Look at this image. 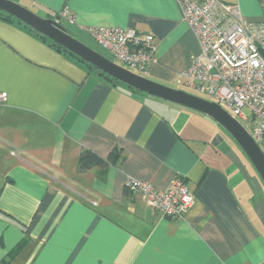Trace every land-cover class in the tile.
Segmentation results:
<instances>
[{
	"label": "crops",
	"instance_id": "obj_1",
	"mask_svg": "<svg viewBox=\"0 0 264 264\" xmlns=\"http://www.w3.org/2000/svg\"><path fill=\"white\" fill-rule=\"evenodd\" d=\"M21 1L43 18L67 9L79 30L152 35L147 78L169 87L199 55L175 0ZM220 1L264 19V0ZM89 66L0 20V264H264V185L219 125ZM114 149L115 164L78 168L82 151ZM176 176L194 199L182 218L127 188Z\"/></svg>",
	"mask_w": 264,
	"mask_h": 264
},
{
	"label": "built area",
	"instance_id": "obj_2",
	"mask_svg": "<svg viewBox=\"0 0 264 264\" xmlns=\"http://www.w3.org/2000/svg\"><path fill=\"white\" fill-rule=\"evenodd\" d=\"M175 2L199 47L192 66L180 73L175 83L196 89L230 110L234 118L249 122L252 138L264 143V19L245 22L237 6L220 0ZM60 18L73 20L67 9ZM85 30L121 64L148 74L154 54L152 35L118 27ZM6 99L7 93L0 92V104ZM244 108L249 110V117ZM127 188L137 191L146 205L170 219L182 218L194 202L180 176L174 177L165 191L132 179L127 181Z\"/></svg>",
	"mask_w": 264,
	"mask_h": 264
},
{
	"label": "water",
	"instance_id": "obj_3",
	"mask_svg": "<svg viewBox=\"0 0 264 264\" xmlns=\"http://www.w3.org/2000/svg\"><path fill=\"white\" fill-rule=\"evenodd\" d=\"M0 12L38 32L101 73L141 93L187 107L207 116L225 130L238 145L264 185V152L262 148L252 138L248 130L219 104L201 99L183 90L157 83L127 70L73 38L61 24L60 18L40 17L12 0H0Z\"/></svg>",
	"mask_w": 264,
	"mask_h": 264
},
{
	"label": "rangeland",
	"instance_id": "obj_4",
	"mask_svg": "<svg viewBox=\"0 0 264 264\" xmlns=\"http://www.w3.org/2000/svg\"><path fill=\"white\" fill-rule=\"evenodd\" d=\"M12 1H15V2H20L21 0H12ZM22 2V1H21ZM39 14H43L41 12H38ZM61 24L66 28L67 32L75 39H77L78 41L82 42L84 45L88 46L89 48L97 51L99 54H101L102 56L106 57L107 59L121 65L122 67L126 68L127 70H130L134 73H139L136 69L134 68H131L129 66H126V65H123L121 64L119 61H117L114 56L111 54V52L107 49H105L104 47H102L101 45H99L93 38L92 36L86 31V30H79V28H76L72 22H70L69 20L67 19H62L61 20ZM141 76L147 78V75H143L142 73H139ZM173 88H176V89H180V90H183L185 91L186 93H189L191 95H194L196 97H199L201 99H204V100H208V101H212L210 97H208L207 95L203 94V93H200L199 91H197L196 89H193V88H190V87H187V86H184V85H177L176 83H173L172 85ZM228 113H231L230 110L224 108ZM243 113L246 115V116H250L249 115V110L244 108L243 109ZM237 121H239V123L241 125H243V127L247 130H250V123L247 122V121H243L241 120L240 118H236ZM220 127V126H219ZM220 131L223 133V135L226 137V138H230L231 141L234 143V145H236L238 147V145L233 141V139L227 134V132L225 130H223L221 127H220ZM231 142V143H232ZM232 143V144H233ZM260 147L262 148L263 152H264V143H260L259 144ZM241 155L243 154V152L241 151V149L238 147ZM244 155V154H243Z\"/></svg>",
	"mask_w": 264,
	"mask_h": 264
},
{
	"label": "trees",
	"instance_id": "obj_5",
	"mask_svg": "<svg viewBox=\"0 0 264 264\" xmlns=\"http://www.w3.org/2000/svg\"><path fill=\"white\" fill-rule=\"evenodd\" d=\"M0 20L11 22L14 19L12 17L8 16L7 14H4V13L0 12ZM48 42L52 46L56 47L58 50H62L65 54L72 55V54L68 53L66 50H64L62 47H60L59 45H57V44L53 43L52 41H50L49 39H48ZM110 80L115 82L114 79H110ZM129 88L131 90L135 91L134 88H132V87H129ZM117 154H118V152L116 151V149H114L110 153L109 157L106 160H104V159L99 158L94 153L84 150V151H82L80 153V157H79V161H78V168L80 170H82V169L91 168V166H94V165L105 166V165H107L109 163L115 164L116 161H117V156H118Z\"/></svg>",
	"mask_w": 264,
	"mask_h": 264
}]
</instances>
